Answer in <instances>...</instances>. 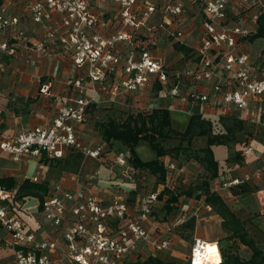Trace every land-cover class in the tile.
<instances>
[{"label": "built area", "instance_id": "2783aa9c", "mask_svg": "<svg viewBox=\"0 0 264 264\" xmlns=\"http://www.w3.org/2000/svg\"><path fill=\"white\" fill-rule=\"evenodd\" d=\"M112 3L122 27L103 36L96 31L98 15L95 2ZM0 0V60L23 52L48 53L57 45L92 82L103 83L117 72L121 82L115 93L136 91L147 84L159 83L165 92L179 101L198 107V113L210 120L236 115L254 102L258 117L264 114V63L256 62L239 49L256 29L257 16L264 0ZM21 3L23 14L17 11ZM199 4L201 5L200 9ZM29 16L38 23L43 38L30 40L23 21ZM162 20L163 44L180 43L188 54L172 50L168 54L153 51L137 43L151 21ZM80 87L81 81L68 80ZM44 85V88H48ZM46 93L47 90L44 89ZM94 97H79L58 106L52 122L22 129L10 137L0 134V158L13 161L25 156L60 160L66 154L80 153L98 162L88 176L95 183L101 172L120 167L133 179L127 149H108L106 143L85 144L75 124L83 123ZM144 112V111H143ZM147 112V111H145ZM242 159H251L256 149L244 143ZM167 173L183 171L163 158ZM255 176L259 171H255ZM251 174L224 181L232 187L249 181ZM37 181V177L31 178ZM159 191L150 189L134 198L116 194L104 200L90 186L65 189L51 185L43 198L41 214L53 227L49 237L39 238L21 218L23 198L16 190L0 184V224L10 234L14 258L0 264H128L139 245L157 255L171 247L165 232L151 235L146 222L152 217ZM144 195V196H143ZM222 261L218 241H208ZM206 241L194 237L187 264H205Z\"/></svg>", "mask_w": 264, "mask_h": 264}, {"label": "crops", "instance_id": "0c3cea01", "mask_svg": "<svg viewBox=\"0 0 264 264\" xmlns=\"http://www.w3.org/2000/svg\"><path fill=\"white\" fill-rule=\"evenodd\" d=\"M93 6L98 15L96 31L99 34L108 36L122 27L115 4L97 1ZM17 11L23 14L20 2H17ZM23 23L28 39L43 38L40 25L33 22L29 16L25 17ZM161 23L162 20L158 19L154 22L151 21V29H144V34L139 36L137 43L148 45L153 51L163 54V25ZM239 49L248 52L256 62L264 63L263 38H257L253 42H243ZM121 76V73L117 72L103 83L92 82L82 70L75 66L69 56L59 50L57 45L52 46L45 54L28 53L23 50L21 54L11 58L4 56L0 60V134L3 137H10L22 129H29L36 125L46 126L52 122L59 105L73 102L79 97H94L95 101L88 107L85 121L75 124L76 132L81 140L91 147L105 142V147L108 149L124 150L127 147L118 140L111 139L110 142L102 140L98 132V122H103L109 117L123 120L128 114L143 112V102H148L146 106H150V108L146 107L147 112L153 107L167 108L171 124L178 130H184L189 116L192 113H198L197 106L185 104L177 98L171 97L163 90L162 86L156 87V83L147 84L145 89L115 93L113 88L120 84ZM76 79L81 81L80 87L68 83V80ZM47 84H49L48 88H44V85ZM44 89L47 90L46 93ZM143 90L149 95L148 97L143 96ZM243 116H245L243 130L235 133V139L228 142L231 146L214 145L212 147L215 159L218 161L219 174L210 181V187L218 192L234 213L244 221L245 216L252 209L257 208L262 212L264 210V114L258 117L256 106L254 102H251L248 109L243 112ZM243 140H245L244 143L249 142L255 147L254 159L244 160L240 154V164L234 159L229 162L225 161L227 157L234 158L236 144L239 152L244 144ZM166 142L173 145L179 143L177 139H166ZM161 143L163 145L164 142L161 141ZM186 144L183 142V145ZM206 144L207 137L201 135L194 137L190 146L197 149L205 147ZM135 150L143 160L156 157L155 151L145 140H140L136 144ZM44 160L46 159L25 156L19 161H13L7 155H3L0 158V178L12 177L15 180V185L7 188L0 184L5 189H14L17 192L18 185L24 179L32 181L31 178L37 177V181L32 182H45L47 189L56 183L61 184L65 189L90 186L104 200L116 194L139 198L143 193L140 190L141 184L135 181L136 179H133L132 176H125L120 167L112 172H101L100 178L98 177L95 183L90 184L87 181L88 176L92 175L99 167L96 160L83 156L77 172H65L58 165L51 166L48 162L43 164ZM256 170L259 171L257 176L254 173ZM246 173L251 174L250 180L246 182L249 190L242 191L240 185L221 186L224 181L233 177H242ZM143 174L148 178L152 177L153 180L155 178L149 173L144 172ZM238 192H240L239 195ZM249 193L255 195L254 203L249 196L245 195ZM45 194L46 192L43 198ZM22 198L21 218L26 227L34 231L39 238L49 237L53 232V227L41 214L38 198L32 196ZM206 206L210 208V206ZM154 212H158L156 207ZM246 213L247 215H245ZM153 217L155 218V215ZM220 220L219 218V223ZM246 223L248 222L246 221ZM146 224L149 229L155 226L152 217ZM228 233L230 232L228 231ZM258 233L255 237L250 234L262 244L264 243V234L260 231ZM204 240L215 241L213 237H206ZM165 251H163V258L160 257V254L156 256L164 261L167 257L170 258L169 262L175 261L173 249L170 254L164 255ZM149 254H151L149 247L139 245L132 261L143 260ZM13 258L10 234L0 224V262H8ZM175 263L178 264L177 261Z\"/></svg>", "mask_w": 264, "mask_h": 264}, {"label": "trees", "instance_id": "16d2710c", "mask_svg": "<svg viewBox=\"0 0 264 264\" xmlns=\"http://www.w3.org/2000/svg\"><path fill=\"white\" fill-rule=\"evenodd\" d=\"M255 31L247 37L248 42H253L257 38L264 39V10L257 16ZM173 49L184 54H188L190 48L173 43ZM156 87L161 85L156 83ZM244 120L236 115H222L217 120L203 118L199 113H192L184 130L175 129L170 120L169 110L165 107H153L149 112H137L128 114L123 120L107 118L103 122H98V132L103 141L110 142L111 139L118 140L127 147L129 152L128 164L133 171L149 173L161 181L168 177L162 157H178L181 153H191L190 156L197 160L204 168L206 176L193 187L189 186L185 190L172 192L169 188H164L158 193V200H163L162 208L165 213H171L180 196L191 197L195 194L196 198H202L203 202L220 217V225L228 230V239L234 244L239 243L250 250L247 258H241L238 254L223 253L220 264H264V245L257 241L244 225V221L238 217L230 208L221 195L212 190L210 181L219 174L218 161L215 159L212 147L214 145L228 143L235 139V133L243 130ZM204 135L207 137L205 147L193 149L190 146L192 139L196 136ZM166 139H177L178 145L164 147L161 141ZM140 140L149 143L150 148L155 151L156 157L143 160L135 150L136 144ZM186 142V145H183ZM245 140L242 141L244 143ZM239 153L236 152L234 157ZM83 155L72 153L60 160H45L49 164L58 165L65 172H77L80 168ZM251 159H254L251 158ZM247 159V160H251ZM237 163L240 164L238 157ZM174 161V159H173ZM0 183L7 188L15 185L12 177L0 178ZM242 191L249 190L247 183L239 184ZM237 186V185H236ZM45 182H32L24 179L17 188V197L24 196L37 197L42 205L43 195L46 192ZM128 264H176L162 260L156 255L149 254L143 260L128 262Z\"/></svg>", "mask_w": 264, "mask_h": 264}, {"label": "rangeland", "instance_id": "374dc122", "mask_svg": "<svg viewBox=\"0 0 264 264\" xmlns=\"http://www.w3.org/2000/svg\"><path fill=\"white\" fill-rule=\"evenodd\" d=\"M201 2L202 1L200 0L199 3ZM200 7L201 5L199 4L198 8L200 9ZM172 50L174 49L171 41H166L163 44V54H168V52ZM143 96L148 97L149 95H147V93L144 91ZM147 104L148 102H143L144 106L142 107V111H147ZM147 108H150V106ZM175 144H177V142H175ZM163 145L166 147L175 146L167 142H164ZM219 145H224L225 147L231 146L229 143ZM237 148L238 145L236 144L235 154L238 152ZM238 153L239 154L232 159L227 157L225 161L229 162V160H235L238 159V157L240 158V151ZM190 154L191 153L183 152L176 158H171L170 156L165 157V159H170L183 169V171L180 173L177 171L169 172L165 181L155 179L156 177L153 180L152 177L148 178L144 176L143 173H139L135 181L141 184L140 190L144 193L148 192L150 189H157L158 191H161L164 186V188H169L172 192H177L185 190L189 186L193 187L195 184L199 183L200 180L206 176V173L203 166L197 160L192 158ZM42 163L47 164L45 160ZM50 165L52 166L53 164ZM197 193L198 191H196L191 197H185L183 195L180 196L178 202L175 205V209L171 213H165L164 209L162 208V199L156 202L155 207L158 212H153V215H155V226L154 228L149 229V231L151 232V235L157 236L159 233H163V230H161L162 228L170 236L171 247L164 252V255L167 253L170 254L171 250L173 249L175 256L174 260L177 261L178 264H187L193 238L196 236L200 237L201 239L213 237V240H217L219 242L221 251L224 254L233 253L238 254L241 258L249 257L250 250L239 243L234 244L232 240L228 239L227 236L229 233L226 229L221 227L219 223L220 217L211 208L206 206L202 198L195 197V194ZM239 194L240 192H238V195ZM245 195L249 196L252 199L251 201L254 203V199H256L255 195H252L251 193ZM245 215H247V213ZM246 221L248 223H246ZM244 225L254 237L259 234L258 231L264 234V210L262 212L257 208L252 209V211H250V213L245 216ZM262 244L264 245V243ZM159 254L160 257L163 258V251ZM166 261L169 262L170 258L167 257Z\"/></svg>", "mask_w": 264, "mask_h": 264}, {"label": "bare ground", "instance_id": "6f19581e", "mask_svg": "<svg viewBox=\"0 0 264 264\" xmlns=\"http://www.w3.org/2000/svg\"><path fill=\"white\" fill-rule=\"evenodd\" d=\"M206 243V252L204 253L205 264H215L218 260V256L214 251V247L209 244L208 241H206ZM197 264H200V262H198Z\"/></svg>", "mask_w": 264, "mask_h": 264}]
</instances>
